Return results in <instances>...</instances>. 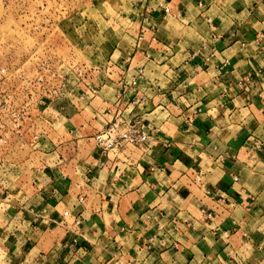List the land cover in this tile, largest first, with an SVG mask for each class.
I'll return each mask as SVG.
<instances>
[{"label":"crops","instance_id":"obj_1","mask_svg":"<svg viewBox=\"0 0 264 264\" xmlns=\"http://www.w3.org/2000/svg\"><path fill=\"white\" fill-rule=\"evenodd\" d=\"M138 11V36L87 82L96 93L53 103L64 137L27 145L34 171L0 212L3 264H264V0ZM113 119L141 120L149 140L101 151Z\"/></svg>","mask_w":264,"mask_h":264},{"label":"rangeland","instance_id":"obj_2","mask_svg":"<svg viewBox=\"0 0 264 264\" xmlns=\"http://www.w3.org/2000/svg\"><path fill=\"white\" fill-rule=\"evenodd\" d=\"M142 1L0 0V66H8L5 77L0 75V96L30 99V112L44 110L37 118L26 117L23 123L29 147L35 143L34 146L47 148L50 141L64 137V119L51 117L53 103L64 99L69 89L82 87L68 82L62 96L48 105L45 98L54 89L49 71L62 61L82 66L81 76L87 82L96 77L93 73L101 65L111 57L115 59L114 49L126 48L131 37L138 36L141 26L136 17ZM70 76L63 74L58 79ZM38 77L41 80L36 83ZM41 98L44 103L33 106V101ZM50 128L51 135L47 132ZM33 130L40 133L37 140L31 137ZM18 145L14 136L9 143L0 145V212L9 202H4V198L15 190L17 179L34 171L32 165L21 166L34 149L26 148L27 145L26 149H18ZM7 198L14 199V195Z\"/></svg>","mask_w":264,"mask_h":264},{"label":"built area","instance_id":"obj_3","mask_svg":"<svg viewBox=\"0 0 264 264\" xmlns=\"http://www.w3.org/2000/svg\"><path fill=\"white\" fill-rule=\"evenodd\" d=\"M162 7L164 13H170V8L166 5L159 4ZM59 62V63H58ZM57 66H54L49 71L50 75L53 77L54 89L45 100L46 104L53 103L60 96H62L63 90L66 88L68 82L75 85H82L87 88L91 93H96V90L92 88L86 81L85 78L81 76L83 71L82 66H77L75 64L63 63L62 61H57ZM8 73V66H0V75H5ZM70 76L68 79H58L59 75ZM143 70L138 69L137 75L130 80L132 86L137 85L138 78L142 76ZM62 78V77H61ZM41 77L35 79V82H39ZM44 103V98L37 99L33 101V106L38 107L40 104ZM45 104V105H46ZM46 105V106H48ZM32 106V100L25 99L20 100L16 95L0 96V145L3 143H9V139L12 136L15 137L17 142H19L18 149H23L26 145H29L24 135L25 130H23V123L26 117H39L42 112L39 109L30 112L29 109ZM33 128V127H32ZM151 130L142 123L141 120L135 119L131 120L126 124L125 128H120V121L118 119H113L108 122L103 128L98 130L93 138L95 145L98 149L103 152H115L121 147L125 146H135L140 147L147 143L149 140ZM40 136L35 130L31 132V137L37 140ZM199 175H196L194 179L199 180ZM236 180V177H234ZM82 198L79 201L82 202ZM69 213L67 210L63 212L64 217H68ZM80 223L78 218H75L73 224L78 225ZM148 240H151L149 238Z\"/></svg>","mask_w":264,"mask_h":264}]
</instances>
